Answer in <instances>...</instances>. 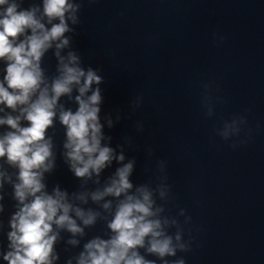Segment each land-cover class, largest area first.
Returning a JSON list of instances; mask_svg holds the SVG:
<instances>
[{
    "label": "clouds",
    "instance_id": "clouds-1",
    "mask_svg": "<svg viewBox=\"0 0 264 264\" xmlns=\"http://www.w3.org/2000/svg\"><path fill=\"white\" fill-rule=\"evenodd\" d=\"M23 3L0 0V61L4 62L0 79V105L4 107L0 112L11 110L0 116V126L9 129L0 134V193L5 181L11 184L18 209L9 221V250L0 252L3 261L54 264L60 259L54 246L61 230L83 237L85 228L103 219L111 235L85 243L76 264H157L146 255L157 257L160 264H185L177 253L189 251L191 241H185L178 219L165 214L164 205L171 199L166 162H158L160 175L155 187L151 181L134 184L131 177L136 160L126 157L125 144L113 147L112 136L105 132L121 116L113 118L109 113L102 118L104 78L90 66L85 69L73 48L81 4L78 0H42V4L31 3L25 8ZM50 50L56 71L47 76L42 60ZM211 101L205 92L203 103L209 117L214 114ZM68 104H74L75 109ZM57 122L64 129L60 156L81 182L79 190L71 194L59 184L49 193L45 183V174H52L57 167L55 131L49 134ZM246 125V118L237 115L215 132L229 141L239 137ZM136 127L143 129L139 122ZM125 141L131 144L130 137ZM246 142L234 141L232 147ZM5 164L14 170L11 174ZM114 164V171L104 177ZM89 182L97 187L89 189ZM3 199L0 194V201ZM90 202L96 207H84ZM179 215L184 216L185 211L181 209ZM190 220L186 216L184 223ZM171 228L176 231L170 234ZM67 243L75 246L80 241L71 238ZM66 264H72V259Z\"/></svg>",
    "mask_w": 264,
    "mask_h": 264
}]
</instances>
